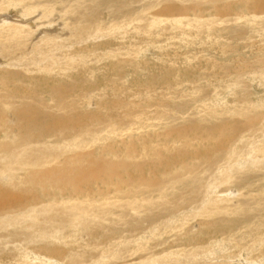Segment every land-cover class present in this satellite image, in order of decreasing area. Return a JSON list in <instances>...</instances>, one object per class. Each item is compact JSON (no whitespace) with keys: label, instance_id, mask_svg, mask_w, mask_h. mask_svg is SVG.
Returning a JSON list of instances; mask_svg holds the SVG:
<instances>
[{"label":"rangeland","instance_id":"1","mask_svg":"<svg viewBox=\"0 0 264 264\" xmlns=\"http://www.w3.org/2000/svg\"><path fill=\"white\" fill-rule=\"evenodd\" d=\"M256 42L264 0H0V264H264Z\"/></svg>","mask_w":264,"mask_h":264},{"label":"bare ground","instance_id":"2","mask_svg":"<svg viewBox=\"0 0 264 264\" xmlns=\"http://www.w3.org/2000/svg\"><path fill=\"white\" fill-rule=\"evenodd\" d=\"M219 6V5H218ZM181 8V7H180ZM67 25V24H66ZM65 30H68V29H65ZM180 30V32H182V29H179ZM11 31V30H10ZM57 31V30H56ZM69 31H73V30H69ZM50 32V31H49ZM113 33L114 34H116V37H118L119 35H123V34H125V35H129V34H126L125 32L123 33V32H121V31H113ZM55 34V33H54ZM53 35V34H52ZM99 36V35H98ZM105 37V36H104ZM46 38V36H44V39ZM44 39H43V41H44ZM65 40H66V38H64ZM72 39V38H71ZM89 39V37L86 39V40H88ZM77 40V39H76ZM75 40V41H76ZM123 42H125V41H123L122 39H121V41H119V43H123ZM71 43V42H70ZM73 43V42H72ZM58 44V43H57ZM61 44L63 45V49H57L55 52H54V56H58V57H60L61 56V54L63 53V52H66V53H72L71 52V50H74L75 48H72V47H70V44H68V45H64V43L63 42H61ZM256 44V45H255ZM254 45V47L252 48V50L250 51V53L253 51L254 52V48L255 49H259V50H264V48L262 49V48H260V46L259 45H257V44H259V42H256ZM88 45H91V44H87V45H85L84 47H86V46H88ZM20 46H21V44H20ZM55 47V46H54ZM119 48H120V46H119ZM131 48H134V47H132V45L130 46V50H132ZM51 49H52V47H51ZM121 51H124V50H121ZM120 52V51H119ZM22 53V52H21ZM29 53V52H28ZM12 54V53H11ZM14 54V53H13ZM115 54V53H114ZM116 54H117V52H116ZM17 55V54H16ZM4 57V56H3ZM44 58V57H43ZM14 59V58H13ZM113 59H116L115 57H113ZM16 60V59H15ZM7 62V61H6ZM55 68V67H54ZM42 70H43V66H40V65H32L31 66V69L29 70V72L31 71L33 74H35V73H42L43 74V72H42ZM81 70L79 69V66H76V67H74L73 69H71V70H69V71H67V72H64V73H58V72H53L55 75L54 76H56V77H58V78H60V79H68V78H70L74 73H77V72H80ZM82 71H85V69L84 70H82ZM59 95V94H58ZM145 117V116H144ZM259 128V127H258ZM127 129V128H126ZM263 166V165H262ZM260 167V166H259ZM252 168H254V167H252ZM87 176V175H86ZM35 177H37V175H32L30 178L31 179H35ZM25 178H27L28 179V177H26L25 176ZM226 198L228 199V200H232V201H234L235 202V205H237L240 201H242V200H245L244 199V197H243V195H242V192L241 191H239L238 190V194L236 195V196H231L230 194L229 195H227L226 196ZM258 202V214H259V216L260 217H262L263 218V220H264V197H260V200L259 201H257ZM232 204H227V208H229L230 206H231ZM250 205H252L253 207L255 206V201H252L251 203H250ZM219 215H221V212L220 213H218ZM212 216V215H211ZM227 222V221H226ZM225 222V223H226ZM259 222L258 221H256V223H254L253 224V227H255L257 224H258ZM246 229H247V227L246 226H244ZM249 233V232H248ZM238 255V254H237ZM239 260V259H238ZM244 264H246V263H244Z\"/></svg>","mask_w":264,"mask_h":264}]
</instances>
